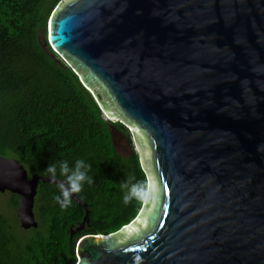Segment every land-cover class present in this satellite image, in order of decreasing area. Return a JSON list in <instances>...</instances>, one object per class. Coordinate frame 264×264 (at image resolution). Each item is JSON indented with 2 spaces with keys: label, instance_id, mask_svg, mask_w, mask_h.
Returning <instances> with one entry per match:
<instances>
[{
  "label": "water",
  "instance_id": "1",
  "mask_svg": "<svg viewBox=\"0 0 264 264\" xmlns=\"http://www.w3.org/2000/svg\"><path fill=\"white\" fill-rule=\"evenodd\" d=\"M46 30L148 179L136 219L82 236L77 264H264V0H62ZM39 183L56 185L0 156L23 230Z\"/></svg>",
  "mask_w": 264,
  "mask_h": 264
},
{
  "label": "trees",
  "instance_id": "2",
  "mask_svg": "<svg viewBox=\"0 0 264 264\" xmlns=\"http://www.w3.org/2000/svg\"><path fill=\"white\" fill-rule=\"evenodd\" d=\"M61 1L0 0V156L18 160L29 176L47 177V166L61 160L70 167L78 159L90 164L93 183H85L76 195L86 205L89 222L74 232L85 210L74 201L61 210L54 200L60 194L57 186L39 183L38 227L26 242L18 240L0 212V264H77L82 236L119 231L144 201L123 203L127 189L122 184L147 187L130 133L107 120L48 44L47 22ZM113 129L131 145L128 155L117 150Z\"/></svg>",
  "mask_w": 264,
  "mask_h": 264
},
{
  "label": "clouds",
  "instance_id": "3",
  "mask_svg": "<svg viewBox=\"0 0 264 264\" xmlns=\"http://www.w3.org/2000/svg\"><path fill=\"white\" fill-rule=\"evenodd\" d=\"M91 165L84 160H76L72 167L67 161H59L47 166L44 172L50 182H54L59 190V195L54 196L55 202L61 210H66L73 201V196L81 193L85 183L91 185L93 178L88 175ZM127 192L123 196V203L127 205L131 200H142L147 188L145 185L135 183L129 185L127 182L121 185Z\"/></svg>",
  "mask_w": 264,
  "mask_h": 264
},
{
  "label": "rangeland",
  "instance_id": "4",
  "mask_svg": "<svg viewBox=\"0 0 264 264\" xmlns=\"http://www.w3.org/2000/svg\"><path fill=\"white\" fill-rule=\"evenodd\" d=\"M122 128L124 131L129 132L131 135V140H132V144H133L132 147H134V150L136 151V153L138 155L139 164H140V167L145 174L146 184H147L148 183L147 175H146V172H145L143 165L141 163L132 132L127 127L126 128L122 127ZM113 139H114V143L117 147V150L123 156H126L130 153L131 145H129L127 140L125 139V137L122 136V134L120 132L116 131L115 129H113ZM144 197H145V195H144ZM18 200H19V198L16 199L14 197V194H12L10 192L0 193V212L6 217L8 223L12 229V232L16 235L18 240L21 242H26L31 236L34 235V231L32 229L31 230L30 229L29 230H23L20 227L18 218L16 216V209H17ZM35 200H36V198H35ZM141 209H142V206H141ZM141 209L139 210V212L141 211ZM139 212H138V214H139ZM36 220H37V217H36Z\"/></svg>",
  "mask_w": 264,
  "mask_h": 264
}]
</instances>
